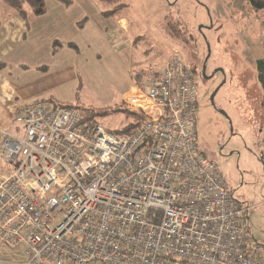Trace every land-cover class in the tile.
<instances>
[{
	"label": "built area",
	"instance_id": "built-area-1",
	"mask_svg": "<svg viewBox=\"0 0 264 264\" xmlns=\"http://www.w3.org/2000/svg\"><path fill=\"white\" fill-rule=\"evenodd\" d=\"M123 103L145 117L129 135L51 102L20 107L22 138L0 129V247L24 264H264L248 209L200 153L193 66L175 52Z\"/></svg>",
	"mask_w": 264,
	"mask_h": 264
},
{
	"label": "rangeland",
	"instance_id": "rangeland-1",
	"mask_svg": "<svg viewBox=\"0 0 264 264\" xmlns=\"http://www.w3.org/2000/svg\"><path fill=\"white\" fill-rule=\"evenodd\" d=\"M72 1L76 6L70 8L71 13L77 18L83 5L92 9L93 16L100 8L104 12L114 10L101 0ZM121 4L125 6L119 12L128 16L132 36L137 39L135 62L148 72L147 80L135 86H146L156 78L175 52L199 70L198 75L195 70V77L200 93V153L207 163L221 168L235 199L248 209L251 242L264 250V91L257 68L258 61L264 59V10L254 9L246 0H121ZM7 11L11 12L0 0L1 20ZM77 20L79 25L86 22L85 16ZM93 20L105 21L99 16ZM111 43H107L101 57L91 49L76 58L81 83L73 100L78 99L81 106L105 108L109 113L116 106L123 107L124 94L133 84L127 59L111 51ZM207 44L211 48L207 74L222 69L225 77L218 74L213 80L201 78L200 69L208 57ZM221 83L224 85L214 102L228 119L216 112L210 99ZM98 121L113 132L129 123L122 112L110 113ZM5 131L16 138L24 136L16 120ZM8 168L0 156V172Z\"/></svg>",
	"mask_w": 264,
	"mask_h": 264
},
{
	"label": "crops",
	"instance_id": "crops-1",
	"mask_svg": "<svg viewBox=\"0 0 264 264\" xmlns=\"http://www.w3.org/2000/svg\"><path fill=\"white\" fill-rule=\"evenodd\" d=\"M75 6L46 3L47 13L41 17L31 13L28 22L6 6L11 12L7 11L8 14L0 19V62L4 66L0 71V129H8L13 124L24 104L43 100L62 104L73 102L81 83L76 58L81 57L84 50L91 49L101 57L109 41H112L111 51L127 59V71L132 75L133 84L124 96L140 83L138 74L146 69L141 70L143 67L135 62L137 39L132 36L128 16L121 12L107 16L100 8L95 16L105 21L95 22L92 9L83 5L79 15L85 16L86 22L79 25L77 19L80 17L72 16L70 9ZM25 262L23 249L0 247V264Z\"/></svg>",
	"mask_w": 264,
	"mask_h": 264
},
{
	"label": "trees",
	"instance_id": "trees-1",
	"mask_svg": "<svg viewBox=\"0 0 264 264\" xmlns=\"http://www.w3.org/2000/svg\"><path fill=\"white\" fill-rule=\"evenodd\" d=\"M101 1L106 2V4L108 3V5L114 7V10H108L105 12L107 16H114L115 14L120 13L119 12L120 9L123 6H125L121 4V0H101ZM246 1H248L250 5H252V7L256 10H264V3L261 2L260 0H246ZM1 2L4 3L7 7L11 8L13 11L19 13L22 18L27 20V22H28V18L30 17L29 14L31 13L32 16L34 17H41L47 13L45 0H1ZM58 2L68 7L73 4L72 0H58ZM0 27H1V22H0ZM56 46L57 45H55V47ZM58 46L60 45L58 44ZM3 68L4 66L0 62V71ZM257 68L264 91V59L258 61ZM146 77H148L147 71L140 72L138 74V78L140 79L139 82L141 83V81ZM41 102H51L60 107L77 109L83 115L84 123L87 124L99 123L98 119L101 117L107 116L110 113L113 114V113L122 112L129 119V123L123 128V130L115 131V132L109 131L117 135H129L135 128H137L138 126L142 125L145 122V117L142 114L129 112L124 107L123 103L121 104L123 105V107L117 108L119 106H116L115 108H112V111L109 113V111L105 108L94 109L90 106L88 107L81 106L80 101L78 99L68 104L56 103L52 100H43Z\"/></svg>",
	"mask_w": 264,
	"mask_h": 264
},
{
	"label": "flooded vegetation",
	"instance_id": "flooded-vegetation-1",
	"mask_svg": "<svg viewBox=\"0 0 264 264\" xmlns=\"http://www.w3.org/2000/svg\"><path fill=\"white\" fill-rule=\"evenodd\" d=\"M205 39V41H206V38H204ZM207 47H208V44H207ZM210 55H211V53H210ZM210 55H209V50H208V57L206 58V60H205V62L203 63V65H202V67H201V69H200V75H201V78L202 79H210V80H213V79H215L216 78V75H218V74H221V75H223L224 77H225V72L223 71V72H221V70L222 69H216L215 70V72L211 75V76H209L208 74H207V71H208V62H209V58H210ZM196 70V73H197V75L199 74V70L198 69H195ZM222 82H224V84L227 82L226 81V79H224V81H222ZM224 84H220L219 86H218V88L214 91V93L211 95V98H212V96H214V101H215V98L217 97V95H218V93L220 92V90H221V88L223 87V85ZM210 98V99H211ZM215 103V102H214ZM212 105H213V103H212ZM214 106V105H213ZM215 107V106H214ZM215 110H216V112L219 114V115H221V116H223V117H225L226 119H228L229 118V116L222 110V109H217V107H215ZM230 126H231V123H230Z\"/></svg>",
	"mask_w": 264,
	"mask_h": 264
},
{
	"label": "water",
	"instance_id": "water-1",
	"mask_svg": "<svg viewBox=\"0 0 264 264\" xmlns=\"http://www.w3.org/2000/svg\"><path fill=\"white\" fill-rule=\"evenodd\" d=\"M200 30H201V29H200ZM208 50H209V55H210V53H211V48H210L209 45H208ZM221 72H223V70H221ZM211 101H212L213 105L215 106V103H214V96H212Z\"/></svg>",
	"mask_w": 264,
	"mask_h": 264
}]
</instances>
